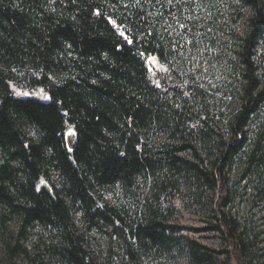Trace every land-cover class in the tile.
Here are the masks:
<instances>
[{
	"label": "trees",
	"instance_id": "trees-1",
	"mask_svg": "<svg viewBox=\"0 0 264 264\" xmlns=\"http://www.w3.org/2000/svg\"><path fill=\"white\" fill-rule=\"evenodd\" d=\"M236 1L248 11L229 59L237 107L215 118L199 85L163 90L149 77L148 56L168 65L174 58L172 17L196 31V0H0V220L14 219L20 236L32 227L50 236L37 259L44 251L45 264H141L175 238L158 201L180 177L215 191L204 230L224 243L212 250L186 239L187 264L263 256L252 210L264 202V0ZM17 69L49 99L15 95ZM68 126L76 132L71 151ZM140 178L149 185L136 218L101 197ZM243 196L250 212L240 217L231 207ZM91 231L109 235L105 261L96 259ZM16 249L8 246L9 256Z\"/></svg>",
	"mask_w": 264,
	"mask_h": 264
},
{
	"label": "rangeland",
	"instance_id": "rangeland-1",
	"mask_svg": "<svg viewBox=\"0 0 264 264\" xmlns=\"http://www.w3.org/2000/svg\"><path fill=\"white\" fill-rule=\"evenodd\" d=\"M115 1L121 5L133 6L141 0ZM152 2L153 0H148L149 5ZM195 3L193 17L196 31L191 34L190 28H187L182 20L172 17L167 29L174 58L170 59L171 64L168 65L157 56H148L149 77L153 84L163 90L173 86L185 88L187 85H199L208 94L211 113L215 118H223L237 107L233 87L238 75L232 72L229 59L236 46L235 37L243 33L248 11L238 6L236 0H196ZM259 57L264 61V42L259 48ZM14 73L15 81H10V87L15 95L49 99L43 87L30 84L23 70H14ZM31 74L37 75L36 72ZM70 129L74 130L68 126L66 134ZM157 137L156 135L153 139ZM41 185L40 182L39 187ZM47 185L50 187L49 183ZM148 185V179L140 178L132 189L125 190L120 184L106 187L101 191V197L120 209L128 210L129 214L136 218V212L141 210L147 195ZM215 198L213 189L207 186L198 189L191 180L180 177L176 186L170 188L158 201L162 212L169 218V224L175 229V238L169 244L163 245L160 251L143 254L141 264H187L186 239H193L212 250L222 249L223 238L217 232L204 230L213 219ZM253 209V221H256L258 226L256 230L263 231L258 239L260 241L264 237V202L260 201ZM247 210L246 196L241 197L231 207V211L240 217ZM73 216L76 224L82 227L75 210ZM43 234L45 240L40 239L39 228L32 227L20 236L14 219L0 220V264H45L48 258L44 251L43 262L35 256L44 250V241L50 242V236ZM88 239L92 250L99 257L96 259L105 261L108 257L109 235L104 231H91ZM37 244L40 249L36 248ZM8 246L17 247L12 256H9ZM263 247L264 244H261L258 254L264 252ZM117 254H114L115 262L118 260ZM231 262L236 264L235 260ZM254 264H264V254Z\"/></svg>",
	"mask_w": 264,
	"mask_h": 264
},
{
	"label": "water",
	"instance_id": "water-1",
	"mask_svg": "<svg viewBox=\"0 0 264 264\" xmlns=\"http://www.w3.org/2000/svg\"><path fill=\"white\" fill-rule=\"evenodd\" d=\"M74 132V135H70L69 132L66 134V143L68 145L69 148L73 149L74 146H75V143H76V132L74 130H72ZM42 185L44 187H46L49 191L50 190V187L47 185L46 182L42 183Z\"/></svg>",
	"mask_w": 264,
	"mask_h": 264
},
{
	"label": "snow or ice",
	"instance_id": "snow-or-ice-1",
	"mask_svg": "<svg viewBox=\"0 0 264 264\" xmlns=\"http://www.w3.org/2000/svg\"><path fill=\"white\" fill-rule=\"evenodd\" d=\"M69 134H70V135H74V132L70 129V130H69ZM24 147L27 148L28 146L25 145ZM69 151H71V148H69ZM41 183H44V181H41Z\"/></svg>",
	"mask_w": 264,
	"mask_h": 264
}]
</instances>
